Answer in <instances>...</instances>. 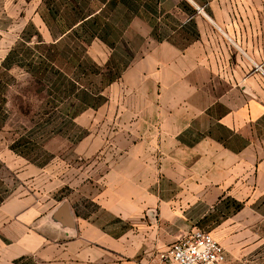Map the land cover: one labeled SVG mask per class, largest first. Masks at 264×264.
I'll list each match as a JSON object with an SVG mask.
<instances>
[{
	"label": "crops",
	"instance_id": "obj_1",
	"mask_svg": "<svg viewBox=\"0 0 264 264\" xmlns=\"http://www.w3.org/2000/svg\"><path fill=\"white\" fill-rule=\"evenodd\" d=\"M96 2L85 20H100L112 10V20L105 23L122 25L112 49L122 40L143 42L123 71L105 60L114 71L105 82L106 96L119 104L127 93L129 105L142 97L139 103L151 105L153 117H145L138 143L115 144L112 161L92 163L106 171L94 193H82L89 205L109 213L111 222L102 223L82 204L71 203L67 238L55 227L41 228L35 201L10 197L0 202V264L24 256L36 264H152L155 252L203 229L204 219L222 201L241 202L236 212L230 207L221 213L225 248L249 249L256 234V247L263 249L264 82L247 61L264 67L258 41L238 33L229 0ZM23 11V1L1 0L0 17H13L8 23L16 29L23 30L29 20L19 19ZM33 19L52 42L72 29L55 36L39 14ZM5 26L1 21V43L17 41L19 35ZM94 40L108 39L98 33ZM133 115L130 120L138 118ZM154 151L160 152L157 162ZM168 184L176 186L171 196Z\"/></svg>",
	"mask_w": 264,
	"mask_h": 264
},
{
	"label": "rangeland",
	"instance_id": "obj_2",
	"mask_svg": "<svg viewBox=\"0 0 264 264\" xmlns=\"http://www.w3.org/2000/svg\"><path fill=\"white\" fill-rule=\"evenodd\" d=\"M21 1L24 11L19 19L29 18L23 30L8 23L13 17H0L13 36L19 35L17 41H0V198H30L41 207V228L55 227L57 233L64 232L63 236L68 238V225L56 215L64 204H82L83 211L95 213L100 222L112 221L109 213L87 201L86 195L95 192L96 180L106 171L104 166L99 168L92 163L112 161L116 156L112 150L115 144L138 143L144 135L145 117H153V107L139 103L142 97L133 98L136 104L129 105L124 93L120 103L115 104L105 91V82L114 72L106 62L111 59L123 71L143 42L122 40L112 49L106 42H86L79 37L84 32L75 28L52 42L45 37V27L38 26L33 18L39 14L55 36L62 34L74 14L68 11V0ZM229 1L238 33L258 41L257 52L264 55V0ZM86 3L90 10L97 2ZM111 11L100 18L98 32L115 44L114 33L120 32L122 25L102 27L108 18L112 20ZM87 28L88 35L95 30L92 23ZM3 37L0 29V40ZM247 61L251 71L257 72L264 82L263 64L253 63L250 58ZM131 113L138 118L130 120ZM153 125L157 126L155 122ZM105 148L107 151L103 152ZM152 156L156 162L160 160V152L154 151ZM175 188L171 184L166 186L169 196L176 192ZM230 207L236 212L241 202L222 201L220 209L205 218L201 226L206 231L215 230V238L224 247L225 229L219 225L224 217L221 213ZM256 238V234L250 237L249 249L226 247L225 264H264V248L256 247ZM167 249L155 252L152 264H160V254ZM17 264L36 263L33 257L24 256Z\"/></svg>",
	"mask_w": 264,
	"mask_h": 264
},
{
	"label": "built area",
	"instance_id": "obj_3",
	"mask_svg": "<svg viewBox=\"0 0 264 264\" xmlns=\"http://www.w3.org/2000/svg\"><path fill=\"white\" fill-rule=\"evenodd\" d=\"M227 259L225 247L203 229L178 238L160 254V264H225Z\"/></svg>",
	"mask_w": 264,
	"mask_h": 264
},
{
	"label": "trees",
	"instance_id": "obj_4",
	"mask_svg": "<svg viewBox=\"0 0 264 264\" xmlns=\"http://www.w3.org/2000/svg\"><path fill=\"white\" fill-rule=\"evenodd\" d=\"M52 10H53L52 12H55L53 8H52ZM68 11H72L74 13V14H72L73 18L69 19L68 30L71 29V28L73 29L74 25H76L79 21H83L78 26H76L74 28H75V31H77V32L83 31L84 33L80 34L79 37L83 38L86 42L90 43L92 41V38L94 36L98 35V33H99L98 29L100 28L99 27L100 20L98 19V17L94 16L91 19L85 20L86 19V13L88 11H90V10H86V6H85V1L84 0H68ZM91 23H92V27L95 29L94 32L91 33L90 35L85 34V33H88V28L87 27ZM104 26L106 28H109L110 24L103 22L102 27H104ZM100 36H102V38L103 37L106 38L102 34H100ZM106 43H108L110 46L114 45V43H109L108 40H106ZM2 201H3V199L0 198V202H2ZM21 259H23V257L17 259L14 264H17Z\"/></svg>",
	"mask_w": 264,
	"mask_h": 264
},
{
	"label": "water",
	"instance_id": "obj_5",
	"mask_svg": "<svg viewBox=\"0 0 264 264\" xmlns=\"http://www.w3.org/2000/svg\"><path fill=\"white\" fill-rule=\"evenodd\" d=\"M57 217L66 225H73V219L67 204L61 206L56 213Z\"/></svg>",
	"mask_w": 264,
	"mask_h": 264
}]
</instances>
